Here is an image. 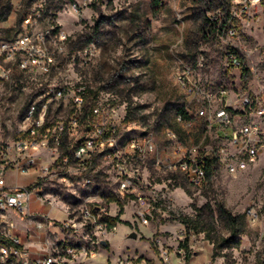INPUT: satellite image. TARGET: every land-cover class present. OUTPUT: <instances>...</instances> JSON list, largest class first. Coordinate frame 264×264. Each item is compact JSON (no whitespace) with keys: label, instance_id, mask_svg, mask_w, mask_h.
I'll return each mask as SVG.
<instances>
[{"label":"rangeland","instance_id":"374dc122","mask_svg":"<svg viewBox=\"0 0 264 264\" xmlns=\"http://www.w3.org/2000/svg\"><path fill=\"white\" fill-rule=\"evenodd\" d=\"M8 1L6 17L0 14L1 35L53 29L57 38L50 47L56 51L60 71L52 82L67 84L72 91L82 87L86 114L93 106H100L105 126L117 130L114 137L122 152L129 139L147 135L163 157H173L181 145L184 149L198 145L204 134L207 138L202 152L215 150L219 143L209 138L205 119L195 117L196 88H225L234 98L260 94L264 100V0ZM227 54L241 60L242 66L224 67ZM11 85L0 109L6 143L17 140L22 116L37 91L16 74ZM68 102L69 94L63 104L49 106V122L54 127L64 124L61 148L67 154L78 142L83 125L90 123L82 120L71 125ZM178 116L192 126L185 128ZM168 131L175 139L167 136ZM210 134L214 135V129ZM38 163L45 164L42 160ZM139 171L140 181L135 186L137 194L149 202L151 222L147 226L136 215L137 194L119 190L117 173L102 155L88 173L71 164L70 168H54L52 175L43 178L37 173L10 171L7 181L32 188V210L47 212L57 221L67 217L81 221L84 208H100L96 215L102 230L84 223L86 235L66 232L64 241L62 236L52 238L61 249L64 243L86 245L88 239L103 242L110 235L109 246L100 243V248L96 247L93 264H115L118 259L129 264H168L161 249L171 256L169 264H264V162L237 174H229L218 165L201 187L190 186L182 176L157 171L151 162L141 165ZM85 176L89 182L84 181ZM152 193L168 194L171 209L155 204ZM220 205L239 219L242 233L237 245L217 250L213 257L214 243L221 244L229 236L225 221L218 215ZM199 212L205 230L199 234L185 230L175 219ZM117 216V230L112 235L115 230L109 231L105 220ZM14 222L19 224V219L14 218ZM28 229L33 232L31 225ZM208 232L213 243L206 238ZM38 233L42 239L44 232ZM132 233L136 238H129ZM156 239L161 241L160 247ZM31 240L27 246H34ZM182 242L189 261L183 256L179 263L175 252Z\"/></svg>","mask_w":264,"mask_h":264},{"label":"built area","instance_id":"2783aa9c","mask_svg":"<svg viewBox=\"0 0 264 264\" xmlns=\"http://www.w3.org/2000/svg\"><path fill=\"white\" fill-rule=\"evenodd\" d=\"M4 17L6 14H1V18ZM29 21L28 18L26 23ZM55 38L57 36L53 29L36 33L25 31L9 36H2L0 33V109L9 95L15 73L30 81L37 90L32 94L16 131L17 140L11 143L3 141L0 117V264H71L78 258H94L97 255L96 247L100 248V243L102 244L88 239L86 245L64 243L61 249H58L52 238L62 236L61 241H64L66 232H81L86 235V232L82 231L84 223L97 231L102 230V224H99L96 215L100 208H84L81 211V221L77 222L73 218L57 221L47 212H34L31 208L34 194L32 188L9 184L7 174L10 171L21 174L37 173L43 178L52 175L54 168H70L71 164H74L82 172L88 173L96 158L102 155L117 173L119 190L137 194L135 184L140 181L139 167L148 162H151L157 171L182 176L192 187H201L205 183L208 158H215L218 165L225 168L229 174L246 171L264 162V100L260 98V94H243L234 98L225 88L210 91L199 87L194 90V101L197 105L195 117L205 119L209 138L212 137L219 143L215 150L207 149L202 152L201 145L207 138V134H204L198 145L187 149L181 145L173 157L160 156L150 135L132 137L126 142L125 151H120L114 137L117 130L115 127L105 126L100 106H93L89 115L86 114L83 88L72 91L67 84L59 86L52 82L51 78L60 71L56 51L50 47ZM60 53L65 56L63 51ZM241 66V60L233 54L225 56L224 67ZM182 77L179 76L181 82ZM40 88H43V92ZM68 94L69 123L77 126L82 120L90 121L83 125L78 142L69 154L61 148V136L65 133L63 122L57 123L55 127L49 122V106L52 103L63 104ZM177 120L185 128L192 126V122L184 120L181 116H178ZM213 129L214 135H211ZM167 136L175 139L172 131H168ZM38 160L45 164H39ZM83 179L89 182L88 177ZM151 198L165 210L171 209L168 194L158 196L152 193ZM136 200L139 207L136 212L138 220L147 226L151 222L149 202L138 194ZM35 201L43 205L38 198ZM14 218L19 219V224H15ZM28 225L32 226L33 232L28 229ZM112 230H115V227ZM42 231L44 237L41 239L38 232ZM179 238L182 239L181 231ZM29 240L36 245L33 243L34 246H27ZM155 243L160 247L161 241L156 239ZM186 251L182 242L175 252L179 263L180 258L184 256L185 259ZM161 252L164 261L169 264L172 261L171 256L163 249ZM115 264L129 262L118 259Z\"/></svg>","mask_w":264,"mask_h":264},{"label":"trees","instance_id":"16d2710c","mask_svg":"<svg viewBox=\"0 0 264 264\" xmlns=\"http://www.w3.org/2000/svg\"><path fill=\"white\" fill-rule=\"evenodd\" d=\"M9 9H10L9 1L8 0H0V14H6L7 15ZM15 74L18 78H21L18 73H15ZM181 114L184 116V118H186V115L183 113V111H181ZM217 166H218V163H217L215 158H208L206 160V181L210 179L211 175L214 172V169ZM218 215H219L220 219L225 221V223L227 225V233L229 234V236L227 238H223L221 240V244H215L214 243V250H213V254H212L213 257L217 256V254H216L217 250H220L222 248H230V247H232V245H234L232 243H236V245H237L236 239L242 233V230H241L242 224L239 221V219L237 217H233L231 215V213L223 205H220L218 207ZM202 218H203V215L201 214V212H199V214H197L194 217L179 215L175 219L180 225H182L184 227L185 230L193 231L195 234H199V233H202L205 231L201 225V219ZM117 222H119L118 216L115 218H107L105 220V223H107V226H106L107 229L109 231H111V229H113L115 227V224ZM206 238L212 242L210 235H209V232L206 233ZM188 261H189V255H186L185 256V262H188Z\"/></svg>","mask_w":264,"mask_h":264},{"label":"crops","instance_id":"0c3cea01","mask_svg":"<svg viewBox=\"0 0 264 264\" xmlns=\"http://www.w3.org/2000/svg\"><path fill=\"white\" fill-rule=\"evenodd\" d=\"M12 185V184H11ZM71 217H67L65 219H62L60 221H64L66 219H70ZM116 230L117 228L115 229V232L114 233H111L112 235H114L116 233ZM110 236V235H109ZM109 236L105 239V241L102 242V245L105 247V246H109ZM92 258H89L88 260H83V257L82 258H78L75 262L71 263V264H93V262L91 261Z\"/></svg>","mask_w":264,"mask_h":264},{"label":"water","instance_id":"95a60500","mask_svg":"<svg viewBox=\"0 0 264 264\" xmlns=\"http://www.w3.org/2000/svg\"><path fill=\"white\" fill-rule=\"evenodd\" d=\"M129 238H136V234L135 233H132Z\"/></svg>","mask_w":264,"mask_h":264}]
</instances>
